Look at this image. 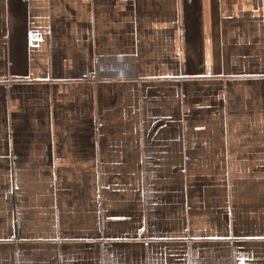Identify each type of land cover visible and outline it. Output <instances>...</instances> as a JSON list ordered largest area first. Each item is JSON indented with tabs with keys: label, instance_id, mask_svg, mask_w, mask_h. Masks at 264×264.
<instances>
[{
	"label": "crops",
	"instance_id": "0c3cea01",
	"mask_svg": "<svg viewBox=\"0 0 264 264\" xmlns=\"http://www.w3.org/2000/svg\"><path fill=\"white\" fill-rule=\"evenodd\" d=\"M0 264H264V0H0Z\"/></svg>",
	"mask_w": 264,
	"mask_h": 264
},
{
	"label": "built area",
	"instance_id": "2783aa9c",
	"mask_svg": "<svg viewBox=\"0 0 264 264\" xmlns=\"http://www.w3.org/2000/svg\"><path fill=\"white\" fill-rule=\"evenodd\" d=\"M95 79V77L94 76H89V77H87L86 79H84V80H88V81H92V80H94Z\"/></svg>",
	"mask_w": 264,
	"mask_h": 264
}]
</instances>
